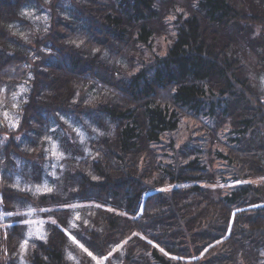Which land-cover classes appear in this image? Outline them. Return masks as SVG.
Returning a JSON list of instances; mask_svg holds the SVG:
<instances>
[{
  "label": "trees",
  "instance_id": "obj_1",
  "mask_svg": "<svg viewBox=\"0 0 264 264\" xmlns=\"http://www.w3.org/2000/svg\"><path fill=\"white\" fill-rule=\"evenodd\" d=\"M232 1L185 0L180 12L173 0H0V89L24 82L28 89L14 133L20 148H31L24 169L39 179L44 149L37 146L50 134L78 161L66 166V200L30 195L14 206L108 203L112 214L95 210L93 230L74 233L108 261L106 252L123 242L117 257L128 264H264V31L251 28L264 9L255 6L249 15ZM167 16L174 39L165 55L131 74H110L101 51L106 39L118 54L130 42L147 45ZM251 53L255 63L247 60ZM14 66L19 76H12ZM90 70L104 88L85 92ZM87 96L91 107L84 106ZM187 115L225 126L226 150L206 156L194 147L198 153L188 156L179 148L162 163L160 139ZM84 121L96 131L79 145L73 129L89 126ZM210 157L221 165L214 168ZM58 220L67 232L62 213ZM18 226L7 228L5 242L21 243ZM51 229L48 241H35L28 263L75 264L65 256L68 237Z\"/></svg>",
  "mask_w": 264,
  "mask_h": 264
},
{
  "label": "rangeland",
  "instance_id": "obj_2",
  "mask_svg": "<svg viewBox=\"0 0 264 264\" xmlns=\"http://www.w3.org/2000/svg\"><path fill=\"white\" fill-rule=\"evenodd\" d=\"M173 1H176V5H179L177 11L181 12L183 8L181 9L180 6L185 0ZM235 1L236 2L232 1L235 5L234 8L236 9L237 7L244 9L249 15L252 13L255 6L264 9V0H258L259 4H257L254 0H247V2H244L243 0ZM243 6H245V8H242ZM246 11H244V13ZM34 14L42 16V14L39 13ZM256 18L257 17H252V30L258 29L264 31V17L259 16L258 19ZM163 19H165V17ZM171 21V17L167 16L166 19L162 21L163 31L156 32L152 35V39L147 45L130 42L129 45L120 50L119 54L116 51L117 46L114 43L112 44V41L109 42V38L106 39L108 47L103 46L101 51L103 59H106L107 61V66L112 68V71L110 70L109 73L113 74L114 69L116 73L122 71L129 72L128 74H131L132 71L140 69L144 63L149 66L155 61L156 57H163L174 39V27L172 26L173 22ZM230 29L233 30V27L230 26ZM84 40L86 42L89 39L86 37ZM76 45L78 44L76 43ZM76 48H78V46H76ZM22 55L30 58V53L27 48L23 50ZM247 56V60L250 63L258 61V58L252 53ZM18 70L19 69H16L15 66L12 67V76H19ZM25 71H27L26 66ZM103 72L106 71L103 69L102 73ZM86 73H88V71ZM94 74L96 75V71L91 72L90 70L89 78L85 79L83 88L85 92H91L92 87L95 86L99 89L104 88L103 85H99L101 83L98 80L94 79ZM245 74H247L246 70ZM252 76H254V74ZM116 78L117 77L115 75L114 81ZM260 78L262 79L263 76H260ZM94 81H98L99 84H95ZM114 81H112V83ZM26 86L27 83L25 84L24 82L23 85L21 83L18 86H12L11 88L4 87L2 90L0 89V264H8L7 261H3V258H10V260L15 259V264H29L27 259L28 254L33 253L35 250V241H38L39 243L48 241L47 238H49V233L52 231L51 226L58 227L61 233L64 232L63 228L66 227L59 226L60 222L58 220L61 213L67 223V232L64 233L70 241L67 242L70 245V248L67 247L65 249V256L67 254L70 261L75 262V264H128L125 260L121 261L125 258L122 254L120 257H117L123 242L113 246L106 252L107 256L111 257L108 261L104 260V257L101 254L97 255L90 251L85 245L79 242L74 235V233L84 234V229L91 230L92 228L93 230L92 214L95 213V210L108 215L112 214L111 212H113V210L108 203H103V201L94 202L84 199H76L68 200L66 202L58 201V206L53 205L50 209L41 208L50 211H41V209L38 211L34 207L32 208L31 205L22 206L25 203L14 206L16 203L15 200H18V202L24 201L25 198L29 199L30 195L38 197L43 195L50 196L51 194L59 193V200H66V194L71 189L70 188L65 191L63 187H61L62 179L63 177L65 178V173L67 172L66 166L67 168H70L69 165L71 163L75 165V163L78 162L74 160L73 156L69 157L70 154L65 156L61 147V142L59 143L57 140H54L53 135L50 134L41 138L42 141L40 140L37 146L40 150L42 148L44 149L39 179L36 178L37 181L34 179L30 168L24 169L25 166H23V163H26L30 159L28 155L30 154L29 152L31 151V148L25 145V143L24 145L21 144L20 148L18 143L20 141V136L16 137L14 133L19 131L23 122L24 113L21 111V104L27 101L26 94L28 93V89ZM40 90L41 87L39 86L38 91L40 92ZM94 103L95 101L91 100V98L87 96L84 106L88 105L86 107H91ZM5 113H7V117L5 116ZM180 119L181 122L177 130L166 134L162 139H160L157 145V154L160 155L162 163L167 164L166 162L170 158H175L179 148L185 150L188 156H191V152L195 154L198 153L195 151L194 147L205 151L206 156H211V150L212 152L216 149L226 150V147L220 143L221 141H227L226 135L228 133L224 131L225 126L222 127L217 125V122L206 120L205 117L200 119L195 115H193V117L187 115L181 117ZM68 122L69 124L71 123L70 125H74L70 122V120H68ZM87 124L89 126H75V130L73 129V126H71L74 133L79 137V145H88L86 141L90 138V136L93 137V134L96 131L94 126H91V123L89 124L87 121H84V125ZM88 147L86 146L85 148V155H87L86 152L91 153ZM54 152L59 154V158H57V155H55ZM21 153H23V155ZM25 154L26 156H24ZM20 159L24 162L20 161ZM209 160L213 164L214 168H218L217 166L221 165L220 162L218 163L217 161H212L211 157ZM13 162H15L14 168ZM21 170H24V172L22 173ZM5 185L6 187H10L8 188L10 190H6L5 192L4 190L2 191V187ZM227 185L230 186L231 183ZM46 188H50L51 191H46ZM5 197H7V207L9 208L7 211L4 209ZM123 217L119 216V218L122 219ZM53 221H55V223H53ZM13 223L20 225L18 228L24 229L25 237L21 243L18 244H9L4 240L6 239L5 236L7 237V233L5 231L7 228H10ZM83 237L84 236L82 235V238ZM147 244L150 247L155 248V244ZM5 246H7V252L2 253ZM16 248L17 251H15ZM89 252L92 253V256L88 254ZM116 253L117 255H114ZM93 256L95 259H93Z\"/></svg>",
  "mask_w": 264,
  "mask_h": 264
},
{
  "label": "snow or ice",
  "instance_id": "obj_3",
  "mask_svg": "<svg viewBox=\"0 0 264 264\" xmlns=\"http://www.w3.org/2000/svg\"><path fill=\"white\" fill-rule=\"evenodd\" d=\"M5 116L7 117V113H5ZM54 154L57 155V158H59V154H57V153H55V152H54ZM45 190H46V191H49V192L51 191L50 188H46ZM30 211H31V210H30ZM41 211H50V210L41 209ZM53 223H55V221H53ZM88 254H89L90 256H92V253H91V252H89ZM93 259H95L94 256H93Z\"/></svg>",
  "mask_w": 264,
  "mask_h": 264
}]
</instances>
